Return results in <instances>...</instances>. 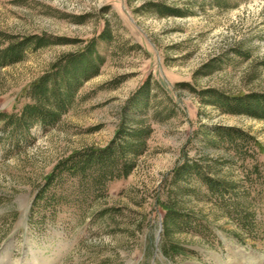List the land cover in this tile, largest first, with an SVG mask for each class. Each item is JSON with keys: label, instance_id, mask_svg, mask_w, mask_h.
Masks as SVG:
<instances>
[{"label": "rangeland", "instance_id": "obj_1", "mask_svg": "<svg viewBox=\"0 0 264 264\" xmlns=\"http://www.w3.org/2000/svg\"><path fill=\"white\" fill-rule=\"evenodd\" d=\"M91 42L93 67L70 69ZM45 75L50 121L25 109ZM245 95L264 96V0H0V264H264V113ZM120 126L145 129L126 177L62 172L43 190L72 152L120 144ZM183 158L229 187L174 181Z\"/></svg>", "mask_w": 264, "mask_h": 264}, {"label": "trees", "instance_id": "obj_2", "mask_svg": "<svg viewBox=\"0 0 264 264\" xmlns=\"http://www.w3.org/2000/svg\"><path fill=\"white\" fill-rule=\"evenodd\" d=\"M163 14H177L174 8L166 6L163 8ZM106 31H104L101 35V39H105ZM26 39H22L14 44L9 45L5 49L4 55H6L7 60L5 63L12 62L19 60L21 49L23 44H25ZM46 40L44 36H36L35 43L38 46H42L46 44ZM93 42L88 43L87 46H92ZM88 48V50L91 48ZM89 53V54H87ZM91 50L88 52H81L80 54L76 55L74 59H70L72 65H70V69L74 70L78 68V66L82 65V69L80 73H84L85 70H89L93 67L94 61L91 56ZM85 56V57H84ZM91 57L88 61V58ZM87 63V65H86ZM76 64V65H75ZM47 75L41 77L42 79L35 81L30 90L32 91L31 98L33 99L32 103H28L25 105L26 111L28 114L37 117L41 115L46 120H53L55 117L57 118L58 114L57 111L55 112H45L42 108L45 106V102L47 101L48 97L47 94H57L55 89H49L45 83ZM71 91L67 92V98L70 96ZM58 95V94H57ZM236 104H240L241 106L245 107L246 111L251 110V108L256 107L261 113H264V96H257V95H245L242 97L234 98ZM59 98H57V103L59 104ZM252 113V112H250ZM38 114V115H37ZM4 115V113H0V116ZM122 132L125 136V139L121 141L120 144L114 143V141L110 142L106 146L102 148H86L82 150H76L71 154L67 155L63 159L59 160L51 169V171L46 175L44 179V188L43 190L53 185L55 178L57 175L61 174L62 172H66L71 175H76L80 178L83 176H87L90 180L94 182H98L103 180L107 177H126L133 168V163L124 161V156L128 152H132L133 155L140 152L141 147L145 144V129L142 127L127 130L126 128L120 126L119 133ZM215 134L222 139L226 140L231 146H234L236 150H241L243 145L248 144V137L241 133L238 129H234L232 127H219L215 131ZM240 139L238 143L237 140ZM259 148V145H257ZM103 174H107V176H103ZM171 177L175 181L176 179L184 176L190 175H198L202 182L206 185L207 189L211 192H221L222 188L229 187L225 186V183H221L215 177H211L207 175V173L202 172L201 166L196 162H189L186 158H183L179 164H177L171 170ZM102 175V177L100 176ZM40 189V192H43ZM221 190V191H220ZM159 205L165 211V216L168 218H176L179 216L176 212H174L173 205L168 202H160Z\"/></svg>", "mask_w": 264, "mask_h": 264}]
</instances>
